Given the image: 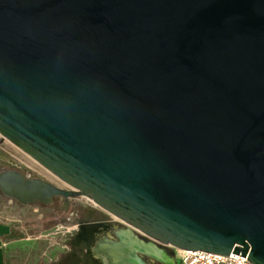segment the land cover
Listing matches in <instances>:
<instances>
[{"label": "water", "instance_id": "water-1", "mask_svg": "<svg viewBox=\"0 0 264 264\" xmlns=\"http://www.w3.org/2000/svg\"><path fill=\"white\" fill-rule=\"evenodd\" d=\"M0 135L69 187L0 173L23 206L264 264V0H0Z\"/></svg>", "mask_w": 264, "mask_h": 264}, {"label": "rangeland", "instance_id": "rangeland-1", "mask_svg": "<svg viewBox=\"0 0 264 264\" xmlns=\"http://www.w3.org/2000/svg\"><path fill=\"white\" fill-rule=\"evenodd\" d=\"M10 170L69 189L0 135V173ZM0 213L10 216L21 214L28 227L33 229L30 236L56 238L61 254L58 264H128L127 258L130 264H172L167 260L174 258L172 249L155 243L84 197L72 200L71 207L65 211L60 199L49 206L36 203L24 208L0 191ZM30 239L28 246L32 256L36 252L37 241L33 237Z\"/></svg>", "mask_w": 264, "mask_h": 264}, {"label": "crops", "instance_id": "crops-1", "mask_svg": "<svg viewBox=\"0 0 264 264\" xmlns=\"http://www.w3.org/2000/svg\"><path fill=\"white\" fill-rule=\"evenodd\" d=\"M33 211L37 213V210ZM24 219L21 214L10 216L0 213V264H58L61 254L58 251L60 245L56 238L46 239L43 236H30L29 232H32L33 229L28 227V222ZM30 237L37 241L36 252L32 256L29 254L28 246ZM167 248L172 249V254H174V258L167 261L179 264L181 252L170 247Z\"/></svg>", "mask_w": 264, "mask_h": 264}, {"label": "built area", "instance_id": "built-area-1", "mask_svg": "<svg viewBox=\"0 0 264 264\" xmlns=\"http://www.w3.org/2000/svg\"><path fill=\"white\" fill-rule=\"evenodd\" d=\"M179 264H253L247 257H241L236 254L229 256L214 255L201 251H180Z\"/></svg>", "mask_w": 264, "mask_h": 264}, {"label": "flooded vegetation", "instance_id": "flooded-vegetation-1", "mask_svg": "<svg viewBox=\"0 0 264 264\" xmlns=\"http://www.w3.org/2000/svg\"><path fill=\"white\" fill-rule=\"evenodd\" d=\"M57 199H60V198H57ZM57 199L54 200V203L57 201ZM12 200H14V199H12ZM60 200L63 201V206H64V200L63 199H60Z\"/></svg>", "mask_w": 264, "mask_h": 264}, {"label": "bare ground", "instance_id": "bare-ground-1", "mask_svg": "<svg viewBox=\"0 0 264 264\" xmlns=\"http://www.w3.org/2000/svg\"><path fill=\"white\" fill-rule=\"evenodd\" d=\"M126 261L128 262V264H130V263H131L130 259H128V258L126 259ZM139 264H140V263H139Z\"/></svg>", "mask_w": 264, "mask_h": 264}]
</instances>
